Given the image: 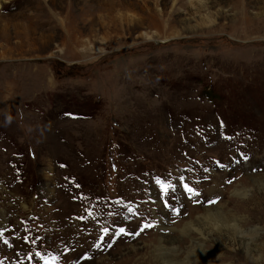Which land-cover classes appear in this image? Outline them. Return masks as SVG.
<instances>
[{
  "label": "rangeland",
  "instance_id": "obj_1",
  "mask_svg": "<svg viewBox=\"0 0 264 264\" xmlns=\"http://www.w3.org/2000/svg\"><path fill=\"white\" fill-rule=\"evenodd\" d=\"M8 2L0 264H264V0Z\"/></svg>",
  "mask_w": 264,
  "mask_h": 264
},
{
  "label": "bare ground",
  "instance_id": "obj_2",
  "mask_svg": "<svg viewBox=\"0 0 264 264\" xmlns=\"http://www.w3.org/2000/svg\"><path fill=\"white\" fill-rule=\"evenodd\" d=\"M9 0H0V11L2 10V5L4 4V3H6V2H8ZM38 3H40V5H39V9L40 8H46V7H43L42 5H41V3H44V1L45 0H36ZM49 1V0H48ZM9 3V2H8ZM33 5H34V7H36L37 5H36V3H34V1H33V3H32ZM110 6L108 7L109 8V12H112V14H113V12H114V9L111 7V4H109ZM13 6V5H12ZM22 6V5H21ZM4 7V6H3ZM18 8L20 7V6H17ZM17 7H14L13 9H17ZM139 7L141 8L140 10L141 11H151V9L148 7V4H144V3H141V4H139ZM153 7V6H152ZM46 11H48L49 12V10H48V8L46 9ZM50 13V12H49ZM65 13H66V15H63V16H61L59 13L58 14H54V13H50V15H51V17L49 18V20L47 19V22H52V23H55V24H57V25H60V27L62 26H66V25H73V24H77V23H80V21H82V17L83 16H80V15H74V14H71L70 12H67V10L65 11ZM106 16V15H105ZM113 16V15H112ZM107 17V16H106ZM105 18V17H104ZM117 18H120V17H117ZM116 18V19H117ZM26 20H28V19H26ZM25 20V21H26ZM110 20V19H109ZM112 20V19H111ZM131 20V19H130ZM140 20V19H139ZM138 20V21H139ZM137 21V20H136ZM32 22H34V21H32ZM131 22V21H130ZM19 27L20 26H22V27H25L26 26V24H25V26H24V24H18V23H16ZM28 24V23H27ZM140 24V23H139ZM136 26V25H135ZM27 27V26H26ZM139 27H141V25H139ZM6 29V28H5ZM147 38V37H146ZM224 227H227V228H230V229H234V230H237V227L238 226H236V224L235 223H226L225 225H224ZM247 245H248V243L247 244H245V247H246V249H247ZM195 254V253H194ZM218 260V259H217ZM214 261V260H213ZM219 262V261H218ZM223 262V261H222Z\"/></svg>",
  "mask_w": 264,
  "mask_h": 264
},
{
  "label": "snow or ice",
  "instance_id": "obj_3",
  "mask_svg": "<svg viewBox=\"0 0 264 264\" xmlns=\"http://www.w3.org/2000/svg\"><path fill=\"white\" fill-rule=\"evenodd\" d=\"M158 183H160V182L158 181ZM161 187L164 188V189L166 190V188H165V186H164L163 184H161ZM185 190H186L187 192H189V193L194 194V195L196 194V193L193 192V189L189 188L187 185H185ZM121 231H123V230H121Z\"/></svg>",
  "mask_w": 264,
  "mask_h": 264
}]
</instances>
